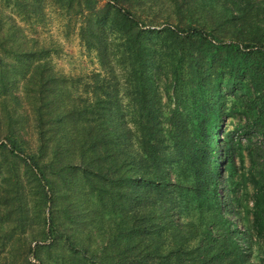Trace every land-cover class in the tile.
Segmentation results:
<instances>
[{
    "label": "trees",
    "instance_id": "1",
    "mask_svg": "<svg viewBox=\"0 0 264 264\" xmlns=\"http://www.w3.org/2000/svg\"><path fill=\"white\" fill-rule=\"evenodd\" d=\"M104 1L86 29L105 73L92 97L71 101L73 79L41 50L37 157L7 142L49 205L48 243L29 253L61 237V264H264V0L150 2L162 21L148 22L136 0ZM80 222L103 231L98 258L72 234Z\"/></svg>",
    "mask_w": 264,
    "mask_h": 264
},
{
    "label": "rangeland",
    "instance_id": "2",
    "mask_svg": "<svg viewBox=\"0 0 264 264\" xmlns=\"http://www.w3.org/2000/svg\"><path fill=\"white\" fill-rule=\"evenodd\" d=\"M161 1L167 2H132L141 5L134 11L148 22L152 19L162 21L158 13L147 12L150 2ZM105 4L104 0H0V264H39V259L44 264H61V249H65L64 259H71L61 237L57 238L56 246L41 250L37 258L29 253L30 248L48 243L44 240L48 228L44 221L49 218V205L42 204L33 171L10 152L7 142H15L24 155L37 157L40 143L36 110L40 104L35 93L39 89V74L35 68L40 63L41 50L48 52L46 61L50 70L73 79L67 84L71 101L78 105L79 98L92 97L91 78L99 74L101 79L105 73L97 52L87 43L95 38L86 29L89 18ZM110 29L105 35L108 49H122L119 34ZM114 66L116 75H121L119 65ZM240 124L237 115L226 118L223 130L235 140L239 137L237 129ZM50 126L49 123L44 125V131ZM49 133H46L47 137ZM241 141L245 143V138ZM252 141L256 142L257 137ZM1 144L6 145L2 147ZM52 145L53 140L49 142V146ZM46 150L45 159L51 154L48 148ZM248 166L246 159L245 167ZM19 203L24 214L20 220ZM62 219L67 221L64 215ZM76 226L72 234L77 243L87 248L88 257L97 253L95 257L98 258L105 243L103 231L86 222Z\"/></svg>",
    "mask_w": 264,
    "mask_h": 264
}]
</instances>
